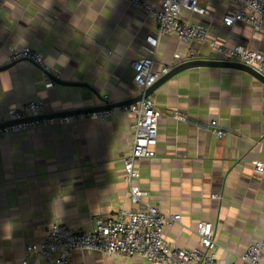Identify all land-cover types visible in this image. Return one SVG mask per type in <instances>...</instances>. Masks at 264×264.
<instances>
[{
	"label": "crops",
	"instance_id": "0c3cea01",
	"mask_svg": "<svg viewBox=\"0 0 264 264\" xmlns=\"http://www.w3.org/2000/svg\"><path fill=\"white\" fill-rule=\"evenodd\" d=\"M158 3L159 0H149ZM211 14L183 10L182 17L209 26V43H186L160 34L157 23L125 0H0V117L30 100L58 113L138 96L132 62L151 55L146 38H159L154 69L192 58H217L211 42L243 44L264 52V31L222 23L226 1L204 0ZM30 46L45 59L55 83L27 60L11 62L14 48ZM172 67V68H173ZM151 97L161 112L156 155L137 162L135 180L147 192L134 203L125 158L133 145V114L107 120L56 124L0 138V264H55L30 243L43 242L57 222L91 230L94 217L122 208L157 206L181 220L165 229L169 245L200 246L197 226L213 224L220 262H238L264 238V82L235 68L192 67L174 75ZM180 109L189 121L177 120ZM217 120L223 137L208 130ZM73 264H160L142 256L100 251L72 254ZM264 264V254L262 258Z\"/></svg>",
	"mask_w": 264,
	"mask_h": 264
},
{
	"label": "built area",
	"instance_id": "2783aa9c",
	"mask_svg": "<svg viewBox=\"0 0 264 264\" xmlns=\"http://www.w3.org/2000/svg\"><path fill=\"white\" fill-rule=\"evenodd\" d=\"M152 18L158 25L160 34L176 35L186 43H209V26L204 23H194L182 17L187 9L199 14H211L204 5V0H159L153 3L149 0H125ZM226 1L222 15V23L227 26L248 24L257 31H264V0H214ZM159 38L149 35L146 38L145 49L151 54L145 58L134 60V82L142 89L154 84L168 73L173 66H163L155 70L154 54ZM217 58L233 60L252 66L264 72V52L251 49L243 44L228 46L211 42ZM11 62L27 60L42 69L46 74L51 70L43 56L30 46L14 48L10 55ZM53 80L47 85L52 86ZM43 101L30 100L22 106L10 110L5 117H0V138L22 130L39 129L56 124H69L87 120H107L117 113L133 114L132 124L133 145L125 158L126 181L129 183L131 200L139 204L143 202L147 192L135 180L141 173L137 162L142 157L156 155L158 143L159 120L161 112L151 95L137 103L111 109L81 112L51 118H25L45 113ZM177 120L189 121V114L180 109L172 112ZM208 130L223 137L227 130L220 126L217 120L207 125ZM255 171L264 174V161L255 162ZM95 227L91 230H76L65 222H57L47 232L46 239L39 243L27 244L28 251L35 252L38 257L47 258L55 264H73L74 251H100L107 255L124 257L142 256L149 261L160 264H218L217 242L214 236L213 224L200 221L197 233L200 246L195 249L171 246L165 239L167 226L181 220V214H166L157 206L148 205L146 209L122 208L114 215L94 217ZM264 254V238L251 243L239 256L238 262L226 264H262ZM22 264H28L24 260Z\"/></svg>",
	"mask_w": 264,
	"mask_h": 264
},
{
	"label": "water",
	"instance_id": "95a60500",
	"mask_svg": "<svg viewBox=\"0 0 264 264\" xmlns=\"http://www.w3.org/2000/svg\"><path fill=\"white\" fill-rule=\"evenodd\" d=\"M14 63H10L5 66H0V70L8 69L11 65ZM192 67H219V68H235V69H240L244 70L262 82H264V72H261L257 70L256 68L246 65L244 63L238 62V61H233V60H223L220 58H192L190 60L181 62L171 68V70L166 73L163 77H161L159 80H157L154 84L151 86L147 87L144 89L138 96L128 98L125 100H121L119 102H110V100L105 99L102 95L99 97L101 100L104 102L99 105L95 106H90L86 108H80L76 110H67L63 112H58V113H44L40 114L37 116L25 118L27 120H32V119H42V118H51L55 116H64V115H69V114H76V113H81V112H89V111H95V110H103V109H111L115 107H121L125 105H129L132 103H137L140 100H142L144 97L152 95L153 92L160 87L162 84H164L166 81H168L171 77L174 75L182 72L183 70H186L188 68ZM51 80L55 83H60V84H65V85H75V86H86L87 84L81 83V82H72V81H64L58 76L54 75L52 72L48 73Z\"/></svg>",
	"mask_w": 264,
	"mask_h": 264
},
{
	"label": "rangeland",
	"instance_id": "374dc122",
	"mask_svg": "<svg viewBox=\"0 0 264 264\" xmlns=\"http://www.w3.org/2000/svg\"><path fill=\"white\" fill-rule=\"evenodd\" d=\"M204 2V1H203Z\"/></svg>",
	"mask_w": 264,
	"mask_h": 264
}]
</instances>
